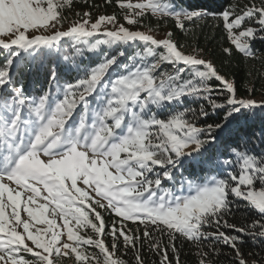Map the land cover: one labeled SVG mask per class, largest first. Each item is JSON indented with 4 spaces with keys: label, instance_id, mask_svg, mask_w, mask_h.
<instances>
[{
    "label": "snow or ice",
    "instance_id": "1",
    "mask_svg": "<svg viewBox=\"0 0 264 264\" xmlns=\"http://www.w3.org/2000/svg\"><path fill=\"white\" fill-rule=\"evenodd\" d=\"M78 2L0 0V264H152L146 253L182 264L178 239L194 264H219L222 247L231 264H260L240 246L264 239V127L259 146L247 131L264 92L240 96L204 49L144 21L190 35L211 18L225 57L264 60V0L218 12L115 0L125 23ZM65 38L91 53L86 64L61 55ZM20 61L44 70L38 98L16 76ZM241 204L255 218L238 227L228 217Z\"/></svg>",
    "mask_w": 264,
    "mask_h": 264
},
{
    "label": "trees",
    "instance_id": "2",
    "mask_svg": "<svg viewBox=\"0 0 264 264\" xmlns=\"http://www.w3.org/2000/svg\"><path fill=\"white\" fill-rule=\"evenodd\" d=\"M241 3L243 4L245 0H176L178 7H182L184 9H205L208 11H221L224 7L228 6V3ZM90 5H99V8L90 7ZM91 11L93 13V17L99 14H113L120 15L117 11V6L115 0H112L111 4H106L105 0H88V4L82 2H78L74 5V11ZM69 20H74L77 17L73 13H67ZM202 28H196L194 34L184 35L179 32L178 29L174 27L172 21H168L166 26L167 29L173 31L175 33L176 39L181 43L188 45V50L190 51L192 47L198 46L201 49L205 50V58L211 59L218 68L225 74H227L229 79L236 81L239 95L245 96L246 91L245 88L250 86L251 84H255L257 92L256 99H260L262 92V85H264V60L262 59H248L245 60L241 56H234L229 59L225 57L221 53V43L223 33L220 28L213 27L214 24L218 23V21L209 18L207 22L201 21ZM145 25L151 26L155 28L156 21L153 19L149 22L147 19L144 21ZM146 28V27H141ZM147 29V28H146ZM75 47L73 46V42L70 40H66L61 42V55H67L70 61L79 62L81 59L84 60L85 64L88 61L89 53L86 48L82 45L83 48V56L77 55L75 52ZM105 50L110 52L111 49H108L105 46ZM137 49H130L129 54H132ZM254 51L256 52L257 57H264V41H255L254 42ZM4 60V54H0V63ZM16 76L21 79L24 83L27 94H29L33 98H38L40 94V90L42 87H47V81L45 79L44 70L40 69L36 70L35 67H30L27 61H20V64L16 66ZM171 70V69H169ZM75 73H73V76ZM67 78V77H65ZM195 107V105H193ZM220 117H211L208 119V123H213L218 121ZM255 122L249 123L247 126V131L249 133L255 132V136L252 137L254 144L258 145L259 136L261 132V128L264 127V113H259L257 110V115L254 117ZM244 131V128H241V132ZM259 150V148L257 149ZM106 222L111 223L115 217L110 215L109 213H104ZM255 217L251 216L247 210L245 205L241 204L240 208L234 212V215L229 216V222L236 224L239 226H244L249 224L252 219ZM130 228H135V225L129 222L128 225ZM142 227V226H141ZM245 243L240 246L241 252L249 261H259L260 264H264V239L246 236ZM165 243H167V237H164ZM177 247L181 249V261L182 264H194L195 254L192 252L189 245L185 244L182 240H177ZM222 255L219 256V264H231V258L234 257V253L231 249L227 247H222ZM131 254H129L130 258ZM146 259L150 260L152 264L158 261V257L153 255L152 253H146Z\"/></svg>",
    "mask_w": 264,
    "mask_h": 264
},
{
    "label": "rangeland",
    "instance_id": "3",
    "mask_svg": "<svg viewBox=\"0 0 264 264\" xmlns=\"http://www.w3.org/2000/svg\"><path fill=\"white\" fill-rule=\"evenodd\" d=\"M132 2L135 3V2H138V0H132ZM117 11L120 14L119 16L117 15V18H118L119 23H125V21L123 20V13L118 8H117ZM109 15H111V14H109ZM66 26L67 25H65V27ZM125 26H127V25L125 24ZM154 29H155V32L153 34L156 35L157 37L163 36L166 31H171V30L167 29V26L166 25H160L159 27H157V25H156ZM140 30L146 31L147 29L140 27ZM66 40H67V38H65V41ZM75 47L82 48V45H78L77 44V45H75ZM136 49H137L136 51H140L141 50L140 48H136ZM19 64H20V62L16 66H18ZM257 100H259V99H257ZM26 258H30V257H27L26 256Z\"/></svg>",
    "mask_w": 264,
    "mask_h": 264
}]
</instances>
